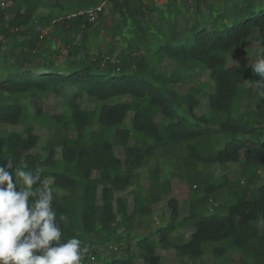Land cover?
<instances>
[{"label": "trees", "instance_id": "obj_1", "mask_svg": "<svg viewBox=\"0 0 264 264\" xmlns=\"http://www.w3.org/2000/svg\"><path fill=\"white\" fill-rule=\"evenodd\" d=\"M4 2L0 163L40 165L41 179L52 178L61 240H81L82 264H164L157 249L209 264L200 258L210 242H224L211 264L228 253L242 256L238 264H264L262 78L227 61L246 55L252 37L264 56V0ZM48 94L61 99L60 113L38 104ZM38 129L47 139L33 153ZM229 164L239 165L238 180L211 176ZM177 178L191 187L188 214L180 220L170 198L166 223L153 226L151 206ZM128 189L131 212L121 196ZM178 227L191 231L186 240Z\"/></svg>", "mask_w": 264, "mask_h": 264}, {"label": "clouds", "instance_id": "obj_2", "mask_svg": "<svg viewBox=\"0 0 264 264\" xmlns=\"http://www.w3.org/2000/svg\"><path fill=\"white\" fill-rule=\"evenodd\" d=\"M252 70L264 89V56ZM41 171L40 165L14 169L11 158L0 163V264H82L87 247L75 236L61 240L52 178L43 181ZM60 220L67 217L61 215Z\"/></svg>", "mask_w": 264, "mask_h": 264}, {"label": "rangeland", "instance_id": "obj_3", "mask_svg": "<svg viewBox=\"0 0 264 264\" xmlns=\"http://www.w3.org/2000/svg\"><path fill=\"white\" fill-rule=\"evenodd\" d=\"M160 4L164 3L165 0H157ZM259 49V45L258 42L256 41V38L252 37L251 38V42H250V49L248 51V53L246 55L243 56H235L233 58H230L228 61V66H233V65H240V66H246V67H252V65L255 64L256 60H257V56L255 55L256 52ZM175 67V63L174 62H169V61H165L164 62V68H167L169 71L172 70ZM199 80L204 84V86L206 87V90L209 91L210 90V86H212L211 81L208 78V73L204 72L201 74V76L199 77ZM242 86H248L247 82L241 81L240 82ZM193 85H195V81L193 82ZM208 86V87H207ZM178 89L180 91L186 89L184 86H178ZM248 101H244L241 105L240 108L244 109V106L246 105ZM39 105H41L43 111L45 113L48 114H58L61 112V99L58 98H54L53 95H45L43 96L40 101L38 102ZM203 104H205L203 102ZM87 105L89 107H91V105L89 103H87ZM200 112H203V108H200ZM131 117V115H130ZM130 122V118L127 119L126 124H129ZM20 130V129H17ZM37 135L40 137L39 140V144L38 147L36 149H34L32 152L33 153H41L42 152V148L45 145L46 139H47V132L45 130L42 129H38L37 130ZM74 134V133H73ZM71 133V135H73ZM132 142V141H131ZM59 152L57 153L56 157L58 158ZM245 156V151H242L241 153V159L243 160ZM221 174H227V176L231 179V180H238L239 179V174H240V167L237 164H229L226 167H224V169L219 168V166L215 165L212 169H211V176L212 177H216L218 175ZM264 178V175H263ZM141 186L146 187L147 186V180L145 177L141 178L140 181ZM191 187L190 184L181 181V178H177V179H173L171 181V194L169 196H164L162 197L161 201L154 203L151 208L152 211L154 213L153 215V222L152 225L153 226H159V225H163L166 223L167 218L169 216L168 214V210H167V202L170 198H175L178 201V205H179V219L181 220L183 217H185L188 214V204L189 203V191H190ZM130 189H128L127 192L121 194L122 197H125L128 200V204L129 205V211H132V195L129 191ZM59 194H61L59 192ZM208 209H210V207H208ZM218 214H223L224 210L219 209L217 210ZM262 229V226H261ZM142 231V229H141ZM190 230H185L182 231L179 227L177 229L176 235L178 237H182L181 239H187L190 235ZM224 242H210L207 243L204 248H205V252L204 255L200 258L202 261L211 264L213 262V255H212V248L213 247H218V246H223ZM156 253L162 257L164 264H192V261L185 258L183 260H180L177 258V256L175 255L174 252L169 251V250H161V249H157ZM242 256L237 254V253H228L226 254L223 258L219 259L221 261L222 264H238L239 259ZM139 262V261H138Z\"/></svg>", "mask_w": 264, "mask_h": 264}, {"label": "built area", "instance_id": "obj_4", "mask_svg": "<svg viewBox=\"0 0 264 264\" xmlns=\"http://www.w3.org/2000/svg\"><path fill=\"white\" fill-rule=\"evenodd\" d=\"M0 2L2 3V5H5L4 0H0ZM101 10H102V5L96 8L94 11H88L89 20L92 21L95 18V12H98Z\"/></svg>", "mask_w": 264, "mask_h": 264}]
</instances>
